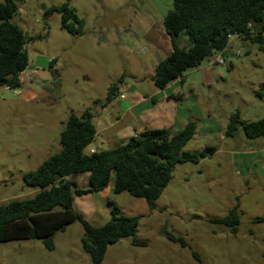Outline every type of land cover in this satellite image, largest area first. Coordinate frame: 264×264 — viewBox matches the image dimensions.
Here are the masks:
<instances>
[{
    "label": "rangeland",
    "instance_id": "374dc122",
    "mask_svg": "<svg viewBox=\"0 0 264 264\" xmlns=\"http://www.w3.org/2000/svg\"><path fill=\"white\" fill-rule=\"evenodd\" d=\"M15 1L13 22L27 38L29 62L20 87H0V205L34 195L35 188L23 177L61 149L63 123L71 113L90 111L98 129H104L114 122L108 118L113 108L109 106L104 118L97 114L113 83L123 79L127 87L148 95L158 90L152 77L171 49L163 22L174 0ZM66 2L84 22L79 35L62 27L59 12L45 19L51 7ZM220 55L214 53L187 71L182 111L197 124L185 150L214 147L215 155L198 164H177L153 210L145 199L128 192L79 200L87 205L92 199L103 213L113 203L121 213L140 218L136 238L146 245L122 239L108 247L102 264H264V222L255 221L264 218V148L257 153L256 141L246 137L242 126L236 137L226 136L237 111L244 124L264 118V97L257 95L264 92V54L256 44L233 37L222 55L225 65L213 63ZM183 128L168 129L177 133ZM115 146L101 138L88 150ZM238 202L242 217L236 234L210 221L225 217ZM167 234L183 238L188 246L169 240ZM83 236L82 224L74 222L57 234L54 251L41 240L0 243V264H92L81 246Z\"/></svg>",
    "mask_w": 264,
    "mask_h": 264
},
{
    "label": "trees",
    "instance_id": "16d2710c",
    "mask_svg": "<svg viewBox=\"0 0 264 264\" xmlns=\"http://www.w3.org/2000/svg\"><path fill=\"white\" fill-rule=\"evenodd\" d=\"M17 9L15 0L0 3V87L11 89L21 86L20 75L29 62L25 48L27 38L13 22ZM53 12L62 14V27L69 33L83 32L84 22L68 2L51 7L45 19ZM163 25L171 53L156 65L152 81L159 89L177 79L183 80L187 71L199 68L214 53L225 55L233 37L256 44L264 54V0H174ZM182 36H186L184 45ZM54 62L51 61L50 67ZM121 83L123 79L109 87L103 106L116 100ZM257 95L264 97V92ZM240 126L249 140L264 137V118L244 124L237 111L230 118L226 136L236 137ZM196 130L194 121H189L177 133L166 128L146 129L126 144L87 153L97 134L93 115L90 111L82 115L71 113L63 123L61 149L23 177L25 184L37 192L28 199L0 205V243L41 240L48 251H54L56 234L80 222L84 228L81 246L92 264H102L108 247L122 239L130 238L132 244L145 246V241L136 238L139 217L127 216L111 203L110 219L96 226L75 210V196L103 190L112 183L115 194L128 192L145 199L150 210L155 209L177 164H198L215 155L214 147H206L201 152L185 150ZM82 172L90 173L89 190L77 189L76 183L67 180L68 176ZM241 217L238 202L225 217L210 221L222 223L236 234ZM255 221L264 222V218L257 217ZM167 237L183 247L188 246L181 237L172 234ZM193 256L201 263L196 252Z\"/></svg>",
    "mask_w": 264,
    "mask_h": 264
},
{
    "label": "crops",
    "instance_id": "0c3cea01",
    "mask_svg": "<svg viewBox=\"0 0 264 264\" xmlns=\"http://www.w3.org/2000/svg\"><path fill=\"white\" fill-rule=\"evenodd\" d=\"M170 53L171 49L167 52V55L169 56ZM185 76L186 75H184L183 80L177 79L164 89L158 88V90L154 91L151 95L142 94L137 88H129L125 85V82L119 84L116 101L108 104L107 106L102 105V110L97 114V116L100 115L99 118H104L101 116L105 115L109 106H112V113H110L108 118L114 119V122L109 124L106 128L100 130L95 124L97 134L94 142H97L101 138L105 141L108 139V141L112 140V142L117 146L126 144L133 136L146 129H168L170 127H175L176 125H184L185 127V125L189 122L188 118L182 116L186 85ZM119 93H122L124 98H120ZM127 117L130 119L128 123H125V119ZM172 129H174L172 130L173 132L178 131L175 130L176 128ZM111 130L114 132L113 135H103L104 132ZM254 141L256 142H254L255 147L253 149H257V153H260V151H262L261 149L264 148V137ZM104 143L105 142H102V144ZM251 145L253 144L247 143L248 147ZM89 147L90 145L88 148ZM88 148L86 149L87 153L100 151L95 149L88 150ZM253 151L256 152V150ZM251 171H253V169H251ZM67 180L76 183L77 189H91L89 172L70 175L67 177ZM36 192L37 189L34 190V193ZM98 193H106L112 198L113 194H115L113 191V184H109L106 188L100 191H93L85 195L75 196L74 199L75 210L81 213L86 219H89V217L94 218L96 221L94 222V225L96 226L103 225L108 221L110 209L108 208L105 213L99 212L97 207L92 203V199H89V203H87V205H85V202L79 200L83 197L92 196Z\"/></svg>",
    "mask_w": 264,
    "mask_h": 264
},
{
    "label": "built area",
    "instance_id": "2783aa9c",
    "mask_svg": "<svg viewBox=\"0 0 264 264\" xmlns=\"http://www.w3.org/2000/svg\"><path fill=\"white\" fill-rule=\"evenodd\" d=\"M214 64H219V65H225L226 64V61L225 59L222 58V54L220 56H218L214 62ZM119 97L120 98H124V95L122 93H119ZM92 153V152H91Z\"/></svg>",
    "mask_w": 264,
    "mask_h": 264
}]
</instances>
